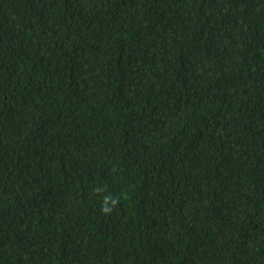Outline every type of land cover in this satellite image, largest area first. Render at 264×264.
<instances>
[{"label":"trees","instance_id":"1","mask_svg":"<svg viewBox=\"0 0 264 264\" xmlns=\"http://www.w3.org/2000/svg\"><path fill=\"white\" fill-rule=\"evenodd\" d=\"M0 264H264V0H0Z\"/></svg>","mask_w":264,"mask_h":264}]
</instances>
